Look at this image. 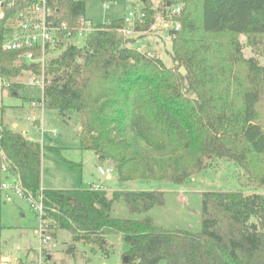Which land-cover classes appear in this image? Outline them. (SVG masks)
<instances>
[{"label": "trees", "instance_id": "16d2710c", "mask_svg": "<svg viewBox=\"0 0 264 264\" xmlns=\"http://www.w3.org/2000/svg\"><path fill=\"white\" fill-rule=\"evenodd\" d=\"M142 1L146 20L140 29L146 30L154 10L151 0ZM49 3L57 21L74 25L84 16L85 0ZM171 3L182 5L176 16L181 28L169 29L177 64L168 67L148 50L133 47L132 37L117 31L123 18L97 24L81 45L69 44L50 59L44 107L60 114L75 110L80 149L92 150L99 163L111 161L121 182L182 184L210 160L224 158L239 166L249 183L264 187V127L257 110L264 95V63L245 57L239 38L264 48V0ZM22 5L6 6L0 19L1 79L34 67L18 52L1 50ZM19 87L11 82L8 90L16 95ZM42 148L0 124L8 172L34 196L41 189ZM42 193L48 229H67L73 240L102 249L103 238L118 233L127 244L121 264H264L262 193L201 191L197 231L167 228L146 215L164 205L160 189L50 188ZM117 202L130 215L144 216H116Z\"/></svg>", "mask_w": 264, "mask_h": 264}, {"label": "rangeland", "instance_id": "374dc122", "mask_svg": "<svg viewBox=\"0 0 264 264\" xmlns=\"http://www.w3.org/2000/svg\"><path fill=\"white\" fill-rule=\"evenodd\" d=\"M171 0H151L154 10L153 21L164 16V7ZM179 1V0H172ZM103 2L107 5L103 6ZM144 7L142 0H85L84 16L94 25L106 24L117 18H122L128 11H137ZM151 23V24H152ZM169 26L161 29H146L133 39L132 46L139 50H148L163 59L169 67L176 63L170 57L171 37ZM243 44L245 57L254 56L260 64L264 63V48L248 44L244 35L239 36ZM157 41V43H156ZM81 45L82 42H78ZM149 44L152 49H148ZM142 47V48H141ZM24 74L9 79L20 84ZM21 80V81H22ZM24 81V80H23ZM17 95H12L7 89L3 92L0 77V124L9 129H25L33 140L42 145L41 159V186L50 188H88L89 179L97 180L103 176L98 172V165L92 150H82L79 147V116L75 110L60 114L58 110L43 108L36 110L40 117V124L26 119L30 112L29 98L40 96L41 90L20 84ZM18 88V89H19ZM4 93V94H3ZM35 98V97H33ZM259 121L264 127V95L257 105ZM55 130L56 132H53ZM52 147V148H51ZM2 154L0 153V180L6 174L1 172ZM11 180V176H8ZM107 181V180H106ZM110 186L123 187L124 182L119 181L113 173ZM130 186V185H126ZM140 189H160L165 192V203L156 206L146 213L153 217L156 224L167 227H185L191 231L200 228L201 191H242L245 194L253 192L264 194V187L249 183L246 175L239 166L227 159L214 158L209 164L193 176L187 178L182 184L171 181L141 180ZM187 190V191H186ZM0 249L3 253L13 250L11 264H19V257L31 255L32 262L24 264H121V254L127 249V244L118 233H111L103 238L104 249L84 241H75L67 229H45L44 233L50 236L47 243L40 237V221L35 210L27 200L19 195L11 194L12 200L6 201L3 197L5 190L0 189ZM181 201H176V194L182 192ZM114 214L116 216L141 217L130 215L123 202H117ZM18 246L19 250H14ZM159 264H166L161 260Z\"/></svg>", "mask_w": 264, "mask_h": 264}, {"label": "built area", "instance_id": "2783aa9c", "mask_svg": "<svg viewBox=\"0 0 264 264\" xmlns=\"http://www.w3.org/2000/svg\"><path fill=\"white\" fill-rule=\"evenodd\" d=\"M16 1H22L23 5L16 11L14 20L8 24V30L4 33L1 42V50L7 52H18L26 62L34 65L33 68L22 70L24 74V81L20 80V84L29 87H37L41 90L40 96L30 99L29 105L32 108L43 109L44 97L43 91L46 86L49 76L47 75V66L50 59L57 57L60 52L69 44H76L84 42L87 35L95 29L94 25L85 16L81 15L76 24L72 25L67 20H55V13L53 5L49 0H0V19L5 15L4 8L11 7ZM53 1L52 4H54ZM107 4L103 2V6ZM181 4H172L166 6V10L161 20L158 18L149 26V30H158L164 26H169V29L179 30L181 28V21L176 19V16L181 11ZM121 25L117 28L119 34L123 37H135L142 30L140 26L145 23L146 13L139 9L137 11H128L123 17ZM139 26V27H138ZM11 84L9 79H2L3 92H6L8 86ZM33 119L36 117L32 115ZM53 132H56L53 130ZM27 139L30 136L26 134L25 130L21 131ZM1 172L8 174L4 180L0 181V189L5 190L4 198L6 201H11V194L19 195L27 200L30 206L35 210L40 221V237L43 243H47L50 236L44 233L46 227V220L43 217V193L42 188L34 196L27 192L17 175L8 172V161L2 154ZM98 172L105 177L112 175L115 170L110 161L104 165H98ZM11 176V180H8ZM90 188L95 190L107 191L108 188L103 183L94 182L90 184ZM15 250H19L16 246ZM11 253H3L0 249V264H11ZM37 264H43L40 260Z\"/></svg>", "mask_w": 264, "mask_h": 264}, {"label": "crops", "instance_id": "0c3cea01", "mask_svg": "<svg viewBox=\"0 0 264 264\" xmlns=\"http://www.w3.org/2000/svg\"><path fill=\"white\" fill-rule=\"evenodd\" d=\"M156 43H157V41H156ZM143 46H147L148 47V49H152L151 48V46L149 45V44H147V45H142V47ZM141 47V48H142ZM138 49H140V48H138ZM159 56V55H158ZM170 57H171V52H170ZM162 59V58H161ZM162 61H163V59H162ZM164 62V61H163ZM164 64H165V62H164ZM166 66H168L167 64H165ZM169 67V66H168ZM3 88V87H2ZM25 87H23V89H24ZM23 89H18L17 90V92L19 91V90H23ZM4 94V93H3ZM16 95H17V93H16ZM32 97H37V96H32ZM32 97H30V98H32ZM30 98L28 99L29 100V102H30ZM29 108H30V112L27 114V116H26V119L27 120H29V121H31V122H34L35 124H40V117L38 116V114H37V111L36 110H39V109H36V108H32L30 105H29ZM45 108V107H44ZM32 115H34L35 117H36V120H34L32 117ZM11 130H13V129H11ZM22 130H25V129H21V130H13V131H17V132H20L21 133V131ZM26 131V130H25ZM26 134L27 135H29L28 133H27V131H26ZM30 136V135H29ZM30 140H33L32 138H30ZM33 141H37V140H33ZM37 142H39V141H37ZM40 143V142H39ZM0 153L2 154V152L0 151ZM94 156H95V160H96V162H98L97 161V157H96V155H95V153H94ZM115 175H116V173H115ZM112 177H113V174L112 175H106L104 178H103V181L101 180V178H99V179H97V180H92V179H89V181H88V183H90V184H92V183H94V182H98V183H103V184H105V186H107V188H108V190H107V192L109 193V192H111L112 190H115V189H130V188H133V187H131V186H126L127 184L128 185H130V182H124V186L123 187H120V188H117V187H114V186H110V184L108 183V180L110 181V180H112ZM116 178H117V175H116ZM118 179V178H117ZM107 180V181H106ZM1 181V180H0ZM141 183V180H139V181H136V184H137V187H135V188H138V189H140L139 188V184ZM41 188L42 189H44L42 186H41ZM62 189H72L71 187H67V188H62ZM145 189V188H144ZM147 189H152V188H147ZM187 191V190H186ZM1 192V191H0ZM184 191H182V192H180L178 195L176 194V197H175V200L178 202V201H181L182 199H183V197L184 196H182V193H183ZM4 197V196H3ZM180 198H182V199H180ZM154 208H152L151 210H149V211H152ZM148 211V212H149ZM153 218V217H152ZM162 225V224H161ZM175 228H180V227H175ZM182 228H185V227H182ZM15 250V249H14ZM16 251V250H15ZM3 252V251H2ZM13 252V250H9L8 252H5V253H12ZM121 256H122V254H121ZM32 256L31 255H28V254H25V257H19L18 259H22L23 260V262H25V263H29V262H32ZM23 262H21V260H19V264H24ZM18 264V263H17Z\"/></svg>", "mask_w": 264, "mask_h": 264}, {"label": "water", "instance_id": "95a60500", "mask_svg": "<svg viewBox=\"0 0 264 264\" xmlns=\"http://www.w3.org/2000/svg\"><path fill=\"white\" fill-rule=\"evenodd\" d=\"M170 5H171V2L169 1V2L167 3V6H170ZM175 63L177 64L178 62L175 61ZM178 70H179V72H180L182 75L186 74V69L184 68V66H180ZM110 162H111V161H110ZM130 186L133 187V188H135V187H137V184H136V182H130ZM123 259H125V256H124Z\"/></svg>", "mask_w": 264, "mask_h": 264}]
</instances>
